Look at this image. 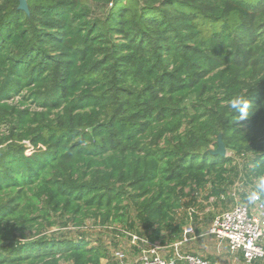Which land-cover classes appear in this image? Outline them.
Masks as SVG:
<instances>
[{"label":"trees","instance_id":"16d2710c","mask_svg":"<svg viewBox=\"0 0 264 264\" xmlns=\"http://www.w3.org/2000/svg\"><path fill=\"white\" fill-rule=\"evenodd\" d=\"M27 3L0 0V264H119L132 233L170 245L237 181L245 199L264 174V0Z\"/></svg>","mask_w":264,"mask_h":264},{"label":"built area","instance_id":"2783aa9c","mask_svg":"<svg viewBox=\"0 0 264 264\" xmlns=\"http://www.w3.org/2000/svg\"><path fill=\"white\" fill-rule=\"evenodd\" d=\"M183 240L162 245L131 234V245L138 246L136 254L117 249L114 255L119 264H216L211 260L184 249L195 232L191 226ZM211 235L222 248L227 245L232 255L241 253L245 262L264 259V203L255 206L238 203L216 215L209 227Z\"/></svg>","mask_w":264,"mask_h":264},{"label":"rangeland","instance_id":"374dc122","mask_svg":"<svg viewBox=\"0 0 264 264\" xmlns=\"http://www.w3.org/2000/svg\"><path fill=\"white\" fill-rule=\"evenodd\" d=\"M228 155H232V152L229 151ZM236 159H238L237 156H236ZM244 161H245V159H243V158L239 159V163H243ZM237 182L235 183L234 187L232 188V190L234 189L233 191L236 192L237 194L233 193L231 195L232 197H235V198H232L229 201H227V203H226L227 205L221 204V203H218V205H217L216 200H214L213 198L208 202V208L206 210V214L203 215L204 219L201 222L202 231L200 234L199 233L197 234L195 232L196 233L195 235H197V236L195 238H192L190 241L187 242V244L184 247L185 250L198 253L199 255H206L207 254V257H210L211 260H215L218 264H248V263H245V261L243 259H241L240 257L232 255L228 251V248H226V249L222 248L225 251L223 252V254H219V255L216 254L217 256L214 254V252L212 255L208 254L210 251H212L214 249V244H213L214 241L211 240V238H213V237L208 234V230H209V227H210V224L212 221V217L207 219L209 216L208 214L213 213V216L214 215L216 216L219 213H221L222 211H224L226 209H230V208L234 207L236 204L246 201L245 199H243L240 196V193L242 190L241 189L242 185H241L240 181H237ZM87 223L89 224L90 227L92 225L96 224V223H94L93 220H89V221H87ZM108 233L109 232H107L105 229H103L100 232H97V231L92 232L90 237L93 239H96V238H100L102 236V238L103 239L105 238L104 240L107 241V245L111 246V236L112 235H108ZM125 241H127V243H125ZM121 242H122V244L125 243L124 245H125L126 251H129L131 249L129 246L130 241L128 239H126V238L121 239ZM111 248H113V247L111 246ZM114 249L115 248H113V250ZM130 253L136 254V252H134V251H132ZM64 264H67V263H64ZM103 264H115V260H110V261H104L103 260ZM252 264H264V259H259L258 261L254 262Z\"/></svg>","mask_w":264,"mask_h":264},{"label":"clouds","instance_id":"9594fccd","mask_svg":"<svg viewBox=\"0 0 264 264\" xmlns=\"http://www.w3.org/2000/svg\"><path fill=\"white\" fill-rule=\"evenodd\" d=\"M227 109L236 115V121H242L248 118L251 109V101L244 95H234L227 101ZM264 167V165H260ZM248 205L255 206L258 203H264V174L254 173L251 177V190L246 194Z\"/></svg>","mask_w":264,"mask_h":264},{"label":"water","instance_id":"95a60500","mask_svg":"<svg viewBox=\"0 0 264 264\" xmlns=\"http://www.w3.org/2000/svg\"><path fill=\"white\" fill-rule=\"evenodd\" d=\"M19 9L29 12L27 0H20ZM214 153L221 154L223 156H225L227 153V149L221 137L219 138V147L214 151Z\"/></svg>","mask_w":264,"mask_h":264},{"label":"crops","instance_id":"0c3cea01","mask_svg":"<svg viewBox=\"0 0 264 264\" xmlns=\"http://www.w3.org/2000/svg\"><path fill=\"white\" fill-rule=\"evenodd\" d=\"M213 221V220H212ZM212 221H211V223H212ZM211 225V224H210ZM196 233L194 232L193 234H191L190 235V239H189V241L192 239V238H195L197 235H195ZM211 240H213L214 241V249L212 250V251H210L208 254H210V255H212L213 254V252H214V254L216 255V254H223V252L225 251V250H223L222 248H224V249H226V248H228L227 247V245H224L222 248H219L218 247V243H217V241L214 239V238H211ZM186 245V244H185ZM185 249V248H184ZM216 252H215V251ZM190 252V251H189ZM193 253H195V252H193ZM195 254H198V253H195ZM241 253H239V254H237V256L238 257H240V258H242V255H240ZM199 255V254H198ZM200 256H202V257H205V258H207V259H209V260H211V258L210 257H207V254L206 255H200ZM217 256V255H216ZM236 256V255H235ZM212 261V260H211Z\"/></svg>","mask_w":264,"mask_h":264}]
</instances>
